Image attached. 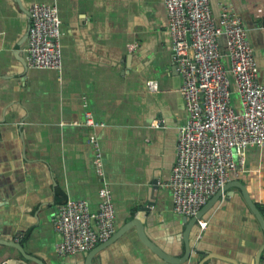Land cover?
Returning <instances> with one entry per match:
<instances>
[{
    "label": "crops",
    "instance_id": "obj_1",
    "mask_svg": "<svg viewBox=\"0 0 264 264\" xmlns=\"http://www.w3.org/2000/svg\"><path fill=\"white\" fill-rule=\"evenodd\" d=\"M209 1L217 21L218 2ZM227 1L241 19L257 80L264 84V0ZM34 3L58 8L61 71L25 64ZM166 26L163 0H0V240L18 243L42 264H86L89 251L55 253L60 236L53 221L68 199L97 210L100 181L88 143L94 135L112 194L115 232L139 220L153 245L175 259L184 257V217L173 211L166 184L186 113ZM219 47L225 54L223 38ZM223 64L229 71L227 58ZM151 82L157 83L154 92ZM231 92L232 107L241 112L233 82ZM85 110L102 126L87 127ZM235 182L264 218V147L247 149L245 171ZM198 221L188 234L185 262L163 260L132 227L100 249L91 264H264V250L257 262L264 234L238 188L223 192ZM0 264L36 263L0 244Z\"/></svg>",
    "mask_w": 264,
    "mask_h": 264
},
{
    "label": "built area",
    "instance_id": "obj_2",
    "mask_svg": "<svg viewBox=\"0 0 264 264\" xmlns=\"http://www.w3.org/2000/svg\"><path fill=\"white\" fill-rule=\"evenodd\" d=\"M213 17L209 0H163L169 47L182 79L180 94L186 120L178 127L175 163L166 187L173 211L192 218L226 184L245 171L248 148L264 147V84L257 80L253 49L240 17L227 0H217ZM23 49L31 69L62 70L61 21L55 5L34 3ZM225 41V54L219 40ZM130 50L133 46L129 47ZM229 61V71L223 59ZM231 82L241 112L231 104ZM149 90H157L151 82ZM83 107L87 105L84 103ZM85 125L100 127L85 110ZM160 127L157 121L151 124ZM94 152L93 166L100 181L97 210L84 200L68 199L59 206L53 230L60 236L54 250L59 256L83 254L107 243L115 234V209L103 169L99 142L88 137ZM200 227H205L198 221Z\"/></svg>",
    "mask_w": 264,
    "mask_h": 264
},
{
    "label": "water",
    "instance_id": "obj_3",
    "mask_svg": "<svg viewBox=\"0 0 264 264\" xmlns=\"http://www.w3.org/2000/svg\"><path fill=\"white\" fill-rule=\"evenodd\" d=\"M231 187H236V188H238L241 191V195H242L246 205L248 206L249 211L251 212V214L256 219L257 223L259 224V226H260V228H261V230H262V232L264 234V218L262 217V215L260 214V212L258 211L256 206L254 205V203L251 201V199H250L245 187L241 183L234 181V182H231L229 184H226L223 187V189L219 190L207 202V204L196 214V216H194L192 218H186V217L183 218V223L185 224V231H184V235H183V241L185 243V254H184V257H182L181 259H175V258H173L171 256H168L167 254L163 253L160 249H158L155 245H153L150 242V240L146 237V235L144 233V230H143V227H142L143 225L141 224V222L139 220H134L133 219L130 222H128L127 224H125L124 226H122L119 230H117L115 232V234L111 237V239L107 243L99 245V246L95 247L94 249H92L91 251H89L88 255L86 256V264H91L93 257L95 256V254L100 249L106 247L108 244H110L111 242H113L114 240L119 238L129 228H132V227L136 228L139 240L147 248H149L153 253H155L157 256H159L163 260H165V261H181V262H185L190 257V251H191V248H190L188 240H187L189 232L191 231L193 226H195L197 224V221L202 219V217L205 215V213L214 206V204L217 202V200L221 197L222 193L225 192L228 188H231ZM149 207L150 206L144 207L142 210H148ZM0 244L16 249L18 251V253L20 254V256L24 260L32 261V262H34L36 264H42L41 261H38L36 258L27 256L18 243L11 242V241L0 240ZM263 250H264V245L262 246V249L259 252V255L257 257V262L260 259L259 256H260V254H261V252Z\"/></svg>",
    "mask_w": 264,
    "mask_h": 264
}]
</instances>
